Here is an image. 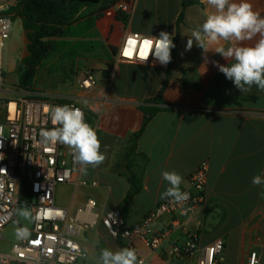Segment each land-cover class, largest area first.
Returning <instances> with one entry per match:
<instances>
[{"label": "crops", "instance_id": "crops-1", "mask_svg": "<svg viewBox=\"0 0 264 264\" xmlns=\"http://www.w3.org/2000/svg\"><path fill=\"white\" fill-rule=\"evenodd\" d=\"M120 2V5L130 6L128 24L117 20L114 11L109 9L96 20L95 28L87 33L93 37L97 35L105 48L101 47L103 52L97 57L86 60L107 58L103 64L113 67L107 89L93 74L97 84L91 93V96L111 100L107 106L99 102L93 105V115L98 119V130L102 133L99 139L101 147L109 157L98 166H88L86 174L83 172L85 179L99 181V188H88L91 192L81 190L80 199H74L71 205L59 206L76 207L94 198L101 216L111 209L123 207L130 189L128 171L123 163L127 141L143 126L145 114L141 107L155 98L167 82L163 104L153 105L161 110L138 141L137 152L147 157L148 164L142 190L134 198L127 225L134 227L139 224L164 200L161 194L169 185L162 178L163 171L180 174L183 178L180 189L183 191L190 187L189 178L199 165L208 162L207 198L206 203L190 216H165L155 222L153 228L159 232L170 231L169 237L160 251H152L139 243V255L152 264H174L171 255L174 244L186 240V230H197L201 248L218 239L224 240L220 264H247L252 252L264 254V199L260 197L264 188L252 184L255 175H264V91L253 85L250 91L242 93L214 63L230 65L234 60H225L213 51L204 53L195 42L191 50L185 51L192 31L215 11L207 0L189 7L179 25L181 0ZM250 2L253 10L264 16V0ZM161 31L170 33L176 45L171 53L174 63L170 71L168 64L150 66L118 62V48L128 33L152 37ZM70 38L72 41L78 37ZM259 38L257 35L243 42L220 41L209 45V48L254 46ZM80 39L89 40L88 37ZM23 45H28L25 29ZM26 56L27 53H23L22 59ZM83 96L78 83L74 94L61 96L59 101H81ZM140 164L141 159L136 171ZM81 245L88 253V259L82 264H96L103 248L121 249L101 221L85 234Z\"/></svg>", "mask_w": 264, "mask_h": 264}, {"label": "built area", "instance_id": "built-area-1", "mask_svg": "<svg viewBox=\"0 0 264 264\" xmlns=\"http://www.w3.org/2000/svg\"><path fill=\"white\" fill-rule=\"evenodd\" d=\"M14 1L16 0H0V235L10 224L17 223L21 207L32 208L34 226L28 230V238L13 244L9 252L0 250V264L85 262L88 253L82 247L81 240L99 221L125 248L135 249L143 264H152L139 255L138 244L141 243L152 251H160L170 231H156L153 224L165 216H190L206 203L208 162L201 163L190 176V187L183 190L190 194V198L183 205L164 199L134 227L127 225L121 209H111L101 216L98 202L94 198H89L76 207L59 206L56 193L60 186H71L79 192L99 188L100 182L83 177L81 165L74 162L71 148L59 142H44L42 131L56 127L51 122L50 109L58 105L78 107L90 124L93 105L99 102L107 106L111 100L91 96L97 84L91 71L79 82V88L84 93L82 101L91 104L90 108L79 105L75 100L67 103L48 100L43 94L13 97L5 93L2 88L1 62L12 23L7 10L14 6ZM119 7L121 12L129 16V4H121ZM133 35L137 37L135 56L140 54L143 39L150 38L139 33H128L118 48V62L140 63L138 59H129L122 54L126 39ZM142 64L163 66L152 56ZM182 209L187 211L182 212ZM186 236L185 241L176 242L172 247L174 264H220L219 257L225 248L224 240L218 239L201 248L198 245L197 230H186ZM253 253L256 254L257 264H264V254L261 256L257 252L249 255L247 264H251Z\"/></svg>", "mask_w": 264, "mask_h": 264}, {"label": "clouds", "instance_id": "clouds-1", "mask_svg": "<svg viewBox=\"0 0 264 264\" xmlns=\"http://www.w3.org/2000/svg\"><path fill=\"white\" fill-rule=\"evenodd\" d=\"M207 4L215 11L206 16L198 29L192 31L185 51L191 50L195 42L204 53L213 51L225 60H234L230 65L214 63L225 78L232 81L242 93L250 91L253 85L264 91V16L253 10L250 0H207ZM257 35L260 38L254 46L216 47L214 50L209 48V45L220 41L243 42ZM136 44L137 37L129 36L122 54L129 59H138L141 64L152 56L163 66L171 62V53L176 47L173 36L166 31H161L158 36L144 38L138 56L134 55ZM50 119L56 127L42 131L45 143L59 142L71 148L74 162L81 165L85 174L88 166H98L104 161L98 134L86 122L84 112L80 108L70 105L53 106L50 109ZM161 175L169 185L161 194V199H170L171 202L183 205L190 198V194L180 189L182 176L175 171H163ZM252 184L264 188V175H255ZM260 197L264 199V190L260 192ZM186 211L182 209V212ZM29 235L27 227L16 229V237L19 240L27 239ZM255 256L253 253L251 264H257ZM96 264H143V261L138 259L136 250L132 248L115 251L103 248Z\"/></svg>", "mask_w": 264, "mask_h": 264}, {"label": "trees", "instance_id": "trees-1", "mask_svg": "<svg viewBox=\"0 0 264 264\" xmlns=\"http://www.w3.org/2000/svg\"><path fill=\"white\" fill-rule=\"evenodd\" d=\"M119 0H20L15 5L18 17L22 20L23 28L27 32L28 55L22 59L18 70V88L26 92H35L36 77L42 63L47 60L57 47L67 46L69 51L78 53L82 48L87 57H97L98 47L94 42L77 41L63 42L69 37L86 38L85 34L95 28L96 20L102 14L111 9ZM182 11L177 24L183 22L185 11L192 6L200 5L201 0H181ZM117 20L128 24L129 16L124 12H118ZM59 41V42H58ZM176 41V40H175ZM80 53V52H79ZM174 60L168 64L170 71ZM167 82L163 85L157 96L145 102L142 111L145 114L143 126L140 131L132 134L127 143V151L123 157V163L128 171L129 192L123 201L121 208L125 222L128 221L132 210L134 198L142 190L143 175L148 164L147 157L138 153V141L149 122L157 112L161 110L153 105L163 104V93ZM150 105V106H148ZM95 117V115H93ZM141 159L139 170H135ZM120 248H125L120 240H117Z\"/></svg>", "mask_w": 264, "mask_h": 264}, {"label": "rangeland", "instance_id": "rangeland-1", "mask_svg": "<svg viewBox=\"0 0 264 264\" xmlns=\"http://www.w3.org/2000/svg\"><path fill=\"white\" fill-rule=\"evenodd\" d=\"M19 1L20 0L14 1V6L7 10V14L11 17L12 23L10 37L6 41L1 62V74L3 80L2 88L5 90V93L13 97H34L36 93L42 92V94H44L49 100H59L61 99V96L74 94L78 90V81L89 71L93 72L98 82H101L107 89L113 73V67L103 64V61L107 58L87 61L86 59H88V57L82 48L76 53V51H69L68 47L64 45L57 47L56 50L51 53L50 57L42 63L36 77L35 92L30 93L19 89L17 70L22 61L23 53H27L28 55L27 47L23 45L24 29L21 20L17 18L18 13L15 8V5H18ZM120 1L121 0L111 8L116 16L120 11V8L118 9L121 3ZM111 18L113 17H109V19ZM85 35V37L89 38V40L85 41L94 42L98 47L95 54L98 55L102 53V49L105 48L103 47L104 42L100 41L97 35H94V37L91 33H86ZM80 38H84V36ZM80 38L71 41V38L69 37L62 41L75 43L82 40ZM75 101L81 106L87 108L91 107V104L87 102L85 103L82 100ZM93 114L90 120V125L97 132L98 138L100 139L102 133L98 130V119H95ZM100 151L104 154L105 159L109 157L107 156V153L103 151V147H101ZM83 190L84 192H91L89 189ZM81 197V193H79L74 187L60 186L57 189L56 202L58 205L66 206L71 205L74 199H80ZM18 227L21 226L17 223H12L0 235V250L9 252L12 245L20 241L16 237V229ZM78 264H82V262H79Z\"/></svg>", "mask_w": 264, "mask_h": 264}, {"label": "water", "instance_id": "water-1", "mask_svg": "<svg viewBox=\"0 0 264 264\" xmlns=\"http://www.w3.org/2000/svg\"><path fill=\"white\" fill-rule=\"evenodd\" d=\"M17 223L21 227H27L28 230L34 226L33 210L31 207H21L17 214Z\"/></svg>", "mask_w": 264, "mask_h": 264}]
</instances>
